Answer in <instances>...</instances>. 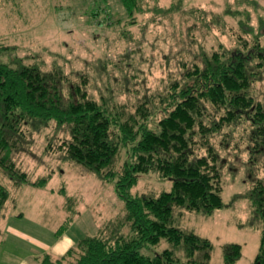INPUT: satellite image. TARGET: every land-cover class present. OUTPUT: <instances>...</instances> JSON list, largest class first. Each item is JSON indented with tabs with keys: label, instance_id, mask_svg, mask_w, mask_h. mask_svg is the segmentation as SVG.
I'll use <instances>...</instances> for the list:
<instances>
[{
	"label": "trees",
	"instance_id": "trees-1",
	"mask_svg": "<svg viewBox=\"0 0 264 264\" xmlns=\"http://www.w3.org/2000/svg\"><path fill=\"white\" fill-rule=\"evenodd\" d=\"M120 1L130 23L145 10L154 17L184 10L183 0H169L166 6L151 0V7L147 6L149 0ZM205 9L190 5L188 11L194 18L199 15L207 26ZM229 12L213 13L211 20L224 25V14ZM232 14L239 15L234 46L220 43L207 50L198 45L193 51L188 45L191 57L179 60L177 74L159 92L133 103L120 98L125 81L115 92L108 90L111 93L106 95L99 91L94 96L88 91L86 74L72 80L59 66L43 69L16 56L8 61L0 58L3 172L16 184L42 185L46 176L29 180L16 155L30 150L33 132L54 123L65 133L61 139L48 140L47 150L114 181L124 202L119 214L95 233L81 236L59 257L44 253L39 264H208L210 240L174 226L173 210L185 208L207 215L223 206L220 149L226 148L233 131L239 129L247 142V188L233 197L249 201L248 222L260 234L251 264H264V98L256 93V84L264 83V32L260 30L264 20L255 28L248 11L245 18L238 10ZM103 18L95 20L112 24L110 15ZM1 47L2 53L10 49ZM217 136L221 142L216 146ZM122 151L125 157L118 169ZM150 172L171 178L170 189L157 194L132 193L138 175ZM8 196L0 182V209ZM63 228L55 234L60 235ZM162 240L169 245L153 255L142 252ZM240 254L239 243L225 244L224 264H234Z\"/></svg>",
	"mask_w": 264,
	"mask_h": 264
},
{
	"label": "rangeland",
	"instance_id": "rangeland-1",
	"mask_svg": "<svg viewBox=\"0 0 264 264\" xmlns=\"http://www.w3.org/2000/svg\"><path fill=\"white\" fill-rule=\"evenodd\" d=\"M168 2L159 0L165 6ZM152 3L149 0L147 6ZM182 3L184 10L178 13L154 17L145 10L130 23L120 0H0V48H10L5 54L0 51V58L8 61L16 56L26 63H38L43 69L59 66L72 80L86 74L88 91L94 96L99 91L106 95L111 93L108 90L115 92L125 81L120 98L133 103L159 92L168 78L177 74L179 60L191 57L186 50L188 45L193 51L198 45L207 50L217 48L220 43L234 46L239 15L232 12L238 10L240 17L245 18L248 11L255 28L264 20V0ZM190 5L206 8L207 26L199 15L194 18L189 14ZM225 10L230 12L224 14V25L211 20L213 13ZM94 11L99 15L92 14ZM109 15L111 25L102 22ZM96 18L103 20L98 22ZM260 30L264 32V26ZM256 88L258 98L263 99L264 83H257ZM64 133L51 123L33 132L28 148L34 153L16 155L17 164L28 172L29 180L46 176L42 185L16 184L0 168V182L9 192L0 209V264H39L46 252L57 257L81 236L95 233L123 208L114 181L100 178L63 159L60 153L47 150V141L52 137L61 139ZM232 135L226 148L220 149L223 206L207 215L185 208L173 210L174 226L210 240L208 264H224L223 247L230 242L241 245V254L234 264H251L259 245V230L248 222V199L233 197L247 188L248 154L243 130H234ZM214 142L217 146L220 136ZM124 157L122 151L118 169ZM171 183V178L141 173L131 191L157 194L169 190ZM62 225L63 231L58 236L55 232ZM168 245L162 240L142 252L153 255Z\"/></svg>",
	"mask_w": 264,
	"mask_h": 264
},
{
	"label": "crops",
	"instance_id": "crops-1",
	"mask_svg": "<svg viewBox=\"0 0 264 264\" xmlns=\"http://www.w3.org/2000/svg\"><path fill=\"white\" fill-rule=\"evenodd\" d=\"M59 236V235H58ZM70 247V246H69ZM69 247H67L60 255H58L57 257H59V256H61V255H63L64 254V252L69 248ZM46 253H48V252H46ZM50 254V253H49ZM51 255V254H50ZM52 256V255H51ZM35 258H37V257H35Z\"/></svg>",
	"mask_w": 264,
	"mask_h": 264
}]
</instances>
